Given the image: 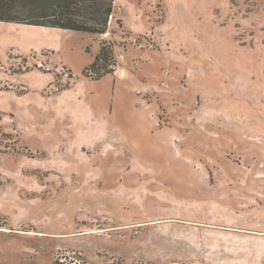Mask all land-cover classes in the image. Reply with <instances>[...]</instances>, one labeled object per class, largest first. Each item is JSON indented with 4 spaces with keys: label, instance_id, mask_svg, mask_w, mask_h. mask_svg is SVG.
Wrapping results in <instances>:
<instances>
[{
    "label": "rangeland",
    "instance_id": "obj_1",
    "mask_svg": "<svg viewBox=\"0 0 264 264\" xmlns=\"http://www.w3.org/2000/svg\"><path fill=\"white\" fill-rule=\"evenodd\" d=\"M0 264H264V0L0 21Z\"/></svg>",
    "mask_w": 264,
    "mask_h": 264
},
{
    "label": "trees",
    "instance_id": "obj_2",
    "mask_svg": "<svg viewBox=\"0 0 264 264\" xmlns=\"http://www.w3.org/2000/svg\"><path fill=\"white\" fill-rule=\"evenodd\" d=\"M113 3L114 0H0V21L102 34ZM111 59L109 46L101 43L82 74L96 80L111 73Z\"/></svg>",
    "mask_w": 264,
    "mask_h": 264
}]
</instances>
